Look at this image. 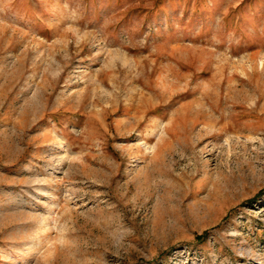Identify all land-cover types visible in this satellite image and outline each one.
<instances>
[{"label": "rangeland", "instance_id": "rangeland-1", "mask_svg": "<svg viewBox=\"0 0 264 264\" xmlns=\"http://www.w3.org/2000/svg\"><path fill=\"white\" fill-rule=\"evenodd\" d=\"M0 264H264V0H0Z\"/></svg>", "mask_w": 264, "mask_h": 264}]
</instances>
